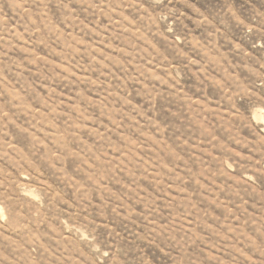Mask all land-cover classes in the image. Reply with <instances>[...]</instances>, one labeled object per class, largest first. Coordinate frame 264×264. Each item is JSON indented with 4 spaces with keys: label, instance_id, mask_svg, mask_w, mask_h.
<instances>
[{
    "label": "rangeland",
    "instance_id": "374dc122",
    "mask_svg": "<svg viewBox=\"0 0 264 264\" xmlns=\"http://www.w3.org/2000/svg\"><path fill=\"white\" fill-rule=\"evenodd\" d=\"M0 264H264V0H0Z\"/></svg>",
    "mask_w": 264,
    "mask_h": 264
}]
</instances>
